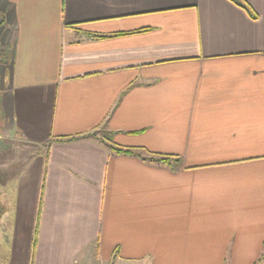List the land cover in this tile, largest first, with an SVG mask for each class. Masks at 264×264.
Wrapping results in <instances>:
<instances>
[{
  "label": "crops",
  "instance_id": "1",
  "mask_svg": "<svg viewBox=\"0 0 264 264\" xmlns=\"http://www.w3.org/2000/svg\"><path fill=\"white\" fill-rule=\"evenodd\" d=\"M0 226L8 264H254L264 0H0Z\"/></svg>",
  "mask_w": 264,
  "mask_h": 264
},
{
  "label": "trees",
  "instance_id": "2",
  "mask_svg": "<svg viewBox=\"0 0 264 264\" xmlns=\"http://www.w3.org/2000/svg\"><path fill=\"white\" fill-rule=\"evenodd\" d=\"M95 133H97V131L91 134H85V135L66 138L65 141H73V140H78V139H82V138H86L90 136L95 137L96 136ZM109 149L114 154H125V155L136 156L151 164H159V165L167 166V165H170L171 161L176 162V163L179 162V159L177 157L150 153L142 148H127V147H121V146L110 144ZM263 257H264V243L261 245L260 255L256 259L254 264H260V261Z\"/></svg>",
  "mask_w": 264,
  "mask_h": 264
},
{
  "label": "rangeland",
  "instance_id": "3",
  "mask_svg": "<svg viewBox=\"0 0 264 264\" xmlns=\"http://www.w3.org/2000/svg\"><path fill=\"white\" fill-rule=\"evenodd\" d=\"M95 134H96L95 137H97L100 140H102V139L107 140L110 138L109 132L107 130H105L104 128H101ZM9 234H10L9 230L2 228L0 226V264H8L9 263L8 262V256L5 254V250H4L5 249L4 243L2 242V240H5V241L10 240V236H7ZM4 236H7V237L5 238ZM5 247H6V245H5ZM87 264H89V263H87ZM92 264H95V263L92 262ZM109 264H129V263L114 260L113 262H111ZM260 264H264V257L261 259Z\"/></svg>",
  "mask_w": 264,
  "mask_h": 264
}]
</instances>
